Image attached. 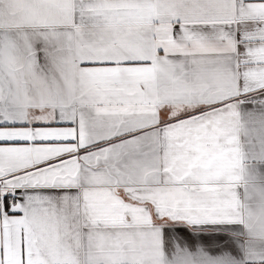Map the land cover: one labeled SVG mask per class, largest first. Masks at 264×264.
I'll use <instances>...</instances> for the list:
<instances>
[{"label": "snow or ice", "instance_id": "snow-or-ice-1", "mask_svg": "<svg viewBox=\"0 0 264 264\" xmlns=\"http://www.w3.org/2000/svg\"><path fill=\"white\" fill-rule=\"evenodd\" d=\"M0 264H264V0H0Z\"/></svg>", "mask_w": 264, "mask_h": 264}]
</instances>
